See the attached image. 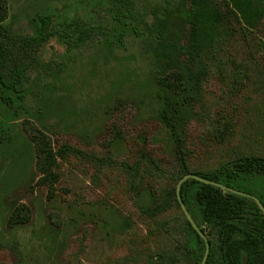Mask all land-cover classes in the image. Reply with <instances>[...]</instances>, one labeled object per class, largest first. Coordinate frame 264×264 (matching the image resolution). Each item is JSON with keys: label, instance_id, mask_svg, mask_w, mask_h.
<instances>
[{"label": "trees", "instance_id": "1", "mask_svg": "<svg viewBox=\"0 0 264 264\" xmlns=\"http://www.w3.org/2000/svg\"><path fill=\"white\" fill-rule=\"evenodd\" d=\"M82 8H90L88 18L66 15L59 22L52 13L36 14L24 32L8 18V0H0V151L17 143L15 151L27 161L33 159L43 179L54 175L58 155L81 153L70 145L53 148L54 131L44 124L54 106L51 86L45 88L39 107L30 111L26 105L35 79L50 66L40 53L50 38L66 51L94 41L108 51L125 37L137 38L158 69L153 77L158 89L150 104L164 134L151 137L146 127L123 130L121 111L139 113L141 108L138 111L130 97L113 104L109 115L117 111L119 117L110 120L104 150L92 159L98 178L113 173L110 180H124L143 233H136L127 216L122 224L117 222L127 235L126 252L104 264H200L205 242L178 202L176 184L181 177L210 179L252 194L264 206V0H86ZM214 75L233 87L250 86L244 120L258 132L254 135L260 145L252 147L254 138L211 165L193 163L197 141L184 133L185 126L202 117L195 107H203L205 84ZM124 143L128 154L114 157L112 148ZM179 193L207 237L204 264H264V213L253 199L193 178L181 184ZM16 209L13 223L27 221L28 206Z\"/></svg>", "mask_w": 264, "mask_h": 264}, {"label": "rangeland", "instance_id": "2", "mask_svg": "<svg viewBox=\"0 0 264 264\" xmlns=\"http://www.w3.org/2000/svg\"><path fill=\"white\" fill-rule=\"evenodd\" d=\"M85 2L8 0V18L16 30L28 32L29 19L36 14L52 13L59 22L66 15L88 18L90 8H82ZM94 42L66 51L57 39L50 38L42 46L41 58L50 66L45 75L35 79L36 87L27 96L26 105L30 111L39 107L45 88L51 86L54 106L44 116V124L54 131L53 148L70 145L81 153H69L64 158L58 155L54 175L43 179L35 161H27L15 151L17 143L1 149L0 264H104L117 261L126 252L127 235L117 222L122 224L127 216L136 233H143L138 209L126 193L124 180H110L113 173L109 178H98L92 158L104 150L103 142L111 134L107 128L110 120L119 117L117 111L113 117L109 115L118 99L130 97L138 103V111L141 108L139 113L136 109L121 111L123 130L146 127L151 137L164 134L150 104L158 89L153 79L158 69L137 38L125 37L120 46L113 45L108 51ZM250 95L248 84L233 87L216 75L208 80L203 107H195L203 115L185 126L184 133L193 134L197 141L193 163L211 165L254 138L256 145L252 147L260 145L254 135L258 132L244 120ZM19 124L17 120L16 130ZM112 153L116 158L125 156L127 145L112 148ZM20 204L28 206V220L13 223L11 214Z\"/></svg>", "mask_w": 264, "mask_h": 264}, {"label": "water", "instance_id": "3", "mask_svg": "<svg viewBox=\"0 0 264 264\" xmlns=\"http://www.w3.org/2000/svg\"><path fill=\"white\" fill-rule=\"evenodd\" d=\"M188 178H193V179H196L198 181H201L203 183H207V184H211V185H214V186H217V187H220L224 190H227V191H230V192H233L235 194H238V195H241V196H246V197H249L251 199H253L256 204L259 206V208L262 210V212L264 213V206L262 205V203L260 202V200L252 195V194H249V193H246V192H243L241 190H237V189H234V188H231V187H227L221 183H218V182H215V181H212L210 179H206V178H202L198 175H194V174H186L184 175L183 177H181L177 184H176V195H177V199H178V202L183 210V212L185 213L188 221L190 222V224L192 225V227L198 232V234L200 235V237L204 240L205 242V251H204V254H203V257H202V260L200 262V264H204L205 261H206V258H207V255H208V251H209V243L207 241V237L206 235L198 228V226L196 225V223L194 222V220L192 219L191 215L188 213V211L186 210L185 208V205L181 199V196H180V186L181 184Z\"/></svg>", "mask_w": 264, "mask_h": 264}]
</instances>
